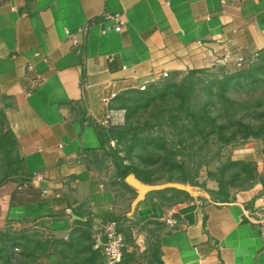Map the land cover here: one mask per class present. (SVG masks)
Wrapping results in <instances>:
<instances>
[{"label": "crops", "instance_id": "crops-1", "mask_svg": "<svg viewBox=\"0 0 264 264\" xmlns=\"http://www.w3.org/2000/svg\"><path fill=\"white\" fill-rule=\"evenodd\" d=\"M241 51L264 53V0H0V145L20 161L0 183V233L84 235L101 255L107 223L146 222L158 264H264L260 184L221 201L211 180L175 206L157 191L137 200L99 135L104 100Z\"/></svg>", "mask_w": 264, "mask_h": 264}, {"label": "rangeland", "instance_id": "rangeland-1", "mask_svg": "<svg viewBox=\"0 0 264 264\" xmlns=\"http://www.w3.org/2000/svg\"><path fill=\"white\" fill-rule=\"evenodd\" d=\"M233 66H249L257 73L252 80H233L222 88L219 84L223 78L234 75ZM167 83L189 88L188 111L201 110L206 118L199 124L187 123L181 122L184 115H179L173 122L181 103L173 88L159 98ZM208 85L210 94L206 92ZM143 86L109 99L99 126L103 155L116 170L127 168L128 175L135 178L136 173L143 175L145 183L136 179L144 185H173L156 192L166 206L194 196L208 180L214 181L219 190V171L230 161L244 165L226 169L220 195H214V199L227 200L228 191L253 184H260L264 190V53H232L208 68L175 72ZM246 131L252 135L244 139ZM19 170L20 161L12 145L1 144L0 183ZM115 224L128 251L119 264H158L153 232L156 224ZM2 235L0 264H40L48 250L58 255L57 264H110L100 252L93 251L92 240L84 235L65 243H50L46 252L38 246L40 235L31 227Z\"/></svg>", "mask_w": 264, "mask_h": 264}, {"label": "trees", "instance_id": "trees-1", "mask_svg": "<svg viewBox=\"0 0 264 264\" xmlns=\"http://www.w3.org/2000/svg\"><path fill=\"white\" fill-rule=\"evenodd\" d=\"M232 72L234 75H232L231 77H227L225 76L223 78V80L220 82V86L222 88H226L228 83L230 81H233V80H240V79H245V80H252L254 75L257 73V70L255 68H250L249 66H240L239 68H237L236 66H233L232 68ZM170 88H173L175 89L176 91V96L177 98L180 100V107L178 109L179 113L177 115L174 116V120L173 122L175 121V119L178 118L179 115H184V118L182 120H180L181 122H193V121H198V124L199 122H201V120H204L206 118L207 115H205L201 110L197 111V112H192V111H188V101H187V95L189 94L190 90L189 88H186L184 87L183 85H177L176 83H167L166 85H163L161 91H160V94H159V98L160 99H163L166 95H167V91L168 89ZM149 90V89H148ZM206 92L208 94L211 93V86L208 85L206 86ZM100 132V131H99ZM100 137L102 138V135L101 133L99 134ZM252 134L249 132V131H246L245 134H243V138L246 139L248 137H250ZM103 142V140H102ZM163 145V144H162ZM161 145V146H162ZM244 164L240 163V162H233V161H230L228 162L227 164H225L219 171V175H220V178L217 179V182H218V185L220 186L219 190H218V194L220 195V191L222 189V176L224 174V172L226 171L227 168L229 167H237V166H243ZM128 169L127 168H124L122 171H119L117 170L118 172V175L120 177H122L123 179H125L127 176H128ZM136 178L139 180V181H142V182H146L147 181V178L144 177L143 175L141 174H137L136 173ZM228 194V192H227ZM0 237H4L2 235V233H0ZM50 243H62L61 241H37V244L39 247H41V249L43 250V252H46L47 249H48V245H50Z\"/></svg>", "mask_w": 264, "mask_h": 264}, {"label": "built area", "instance_id": "built-area-1", "mask_svg": "<svg viewBox=\"0 0 264 264\" xmlns=\"http://www.w3.org/2000/svg\"><path fill=\"white\" fill-rule=\"evenodd\" d=\"M119 28H117L118 30ZM66 36L71 40L74 47H78L79 43L74 38V36L68 31L65 32ZM168 74L163 73L161 79L167 78ZM142 86L140 89H144ZM107 100H104V103H107ZM32 178L36 181H42L41 175L34 173ZM172 223V221H168ZM103 242L101 243V255L102 259L110 264H119L122 261L123 253L126 248V243L123 235L118 232L115 222L107 223L102 230Z\"/></svg>", "mask_w": 264, "mask_h": 264}, {"label": "water", "instance_id": "water-1", "mask_svg": "<svg viewBox=\"0 0 264 264\" xmlns=\"http://www.w3.org/2000/svg\"><path fill=\"white\" fill-rule=\"evenodd\" d=\"M125 182L135 189L138 193L137 195V200H141L144 195H146L149 192H156V191H161L164 190L167 187H174L171 184H165V185H144L140 183L134 176L128 175L125 178Z\"/></svg>", "mask_w": 264, "mask_h": 264}]
</instances>
